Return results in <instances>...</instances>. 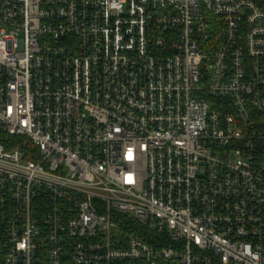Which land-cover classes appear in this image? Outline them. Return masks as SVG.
<instances>
[{"label": "built area", "instance_id": "obj_1", "mask_svg": "<svg viewBox=\"0 0 264 264\" xmlns=\"http://www.w3.org/2000/svg\"><path fill=\"white\" fill-rule=\"evenodd\" d=\"M0 264H264V0H0Z\"/></svg>", "mask_w": 264, "mask_h": 264}, {"label": "trees", "instance_id": "obj_2", "mask_svg": "<svg viewBox=\"0 0 264 264\" xmlns=\"http://www.w3.org/2000/svg\"><path fill=\"white\" fill-rule=\"evenodd\" d=\"M124 219H125L126 223H130V225H132L134 228H135V227L138 228V226L135 225V223H134L132 220H129V219H126V218H124Z\"/></svg>", "mask_w": 264, "mask_h": 264}]
</instances>
